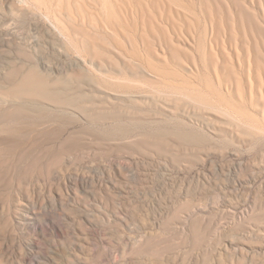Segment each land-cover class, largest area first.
<instances>
[{"label":"bare ground","instance_id":"1","mask_svg":"<svg viewBox=\"0 0 264 264\" xmlns=\"http://www.w3.org/2000/svg\"><path fill=\"white\" fill-rule=\"evenodd\" d=\"M0 6L36 32L27 41L36 53L20 49V62L0 65V143L20 136L8 127L10 121L22 115L38 118L41 110L79 123L107 119L120 126L107 137L110 145L143 146L151 160L177 163L178 176H240V189L257 181L250 191L258 212L238 216L227 210L230 219L221 221L219 210L199 189L201 197L154 212L153 224L146 221L148 227L129 238L119 257L105 238L112 223L100 220L103 215L119 220L129 202L128 192L121 196L115 188L120 197L107 195L109 213L102 210L100 216V210L89 209L93 219L85 218L105 264H264V0H0ZM6 23L0 22V41L23 46V29ZM43 39L54 44L58 63L35 58ZM52 121H37L27 129L31 146L40 145L46 152L43 144L60 132ZM72 133L61 130L60 135L68 142L76 140L73 152L80 154L91 143ZM63 141L55 143L60 148L45 162L48 173L72 162V147L64 149ZM19 152L0 160V264H58L55 249L61 246L71 249L68 262L75 264L79 251L89 254L93 246L84 223L82 229L77 225L78 214L88 211L79 194L88 186L98 188L100 179L83 174L13 176L22 163L24 153ZM118 158L110 165L123 174L127 165ZM120 223L115 227L121 232ZM128 229L123 231L128 234Z\"/></svg>","mask_w":264,"mask_h":264},{"label":"rangeland","instance_id":"2","mask_svg":"<svg viewBox=\"0 0 264 264\" xmlns=\"http://www.w3.org/2000/svg\"><path fill=\"white\" fill-rule=\"evenodd\" d=\"M3 6L1 7L0 6V10H1V13H2V22L6 21V25L7 24H11V25H15L17 27V29H19L18 31H20L22 33V36L24 37V35H28L27 37L25 36L24 38V42H23V46H20L22 44H3L4 42L0 41V65H8V63H12V62H20V59L18 58L19 56H17L19 54V51L27 48V50H31L32 53H36V52H33L34 50L32 49L33 47H30V43L27 45V41L29 42V40L31 41L32 39H34L33 35H36L34 32V30L30 31L31 28L29 26V23L25 20V19H22V18H17V16L15 17V15H12L10 14L11 12L7 9V8H4L6 9L7 11H4L2 10ZM6 13V14H5ZM12 15V16H11ZM6 17V18H5ZM10 17V18H9ZM12 17V18H11ZM5 18V19H4ZM14 18V19H13ZM17 18V19H16ZM9 21V22H8ZM14 21V22H12ZM22 21V22H21ZM26 21V22H24ZM11 22V23H10ZM17 22V23H16ZM14 23V24H13ZM22 24V25H21ZM1 27V26H0ZM22 27V28H21ZM24 27V28H23ZM28 28V29H27ZM27 29V30H26ZM29 30V31H28ZM31 33V34H30ZM31 36V37H30ZM44 40V39H43ZM45 42H48L47 40H44V42L42 41L41 44L43 43L45 46H43V44L41 45L40 44V48L38 49L37 51V54H35V58L37 56H41V57H37L36 59L39 60V59H43L47 62H53V63H58L59 60H57L58 57L57 54H55V50H54V44L52 45L51 42H48V43H45ZM3 45V46H2ZM12 47H10V46ZM19 45V46H18ZM7 46V47H6ZM15 46V47H14ZM27 46V47H26ZM53 46V47H52ZM29 47V48H28ZM45 47V48H44ZM19 48V49H18ZM42 48V49H41ZM21 49V50H20ZM40 50V51H39ZM41 50H45L44 53L43 51L41 52ZM42 53V54H40ZM46 57V58H44ZM17 58V59H16ZM18 60V61H17ZM40 60V61H41ZM57 61V62H55ZM65 74H62L60 77H64ZM66 77V76H65ZM64 77V78H65ZM63 78V79H64ZM62 79V78H61ZM73 84V83H72ZM67 85V84H66ZM74 86L76 85V83L73 84ZM85 86V85H84ZM69 87V86H68ZM72 89H74L72 87ZM71 89V90H72ZM79 89H81L79 87ZM75 91V90H74ZM76 92V91H75ZM83 98H86V96L84 95ZM82 99V98H81ZM92 99V98H90ZM38 109H40L38 107ZM39 114V117L35 118L34 115H22V116H19L17 118H15L14 120L10 121L11 123L8 125V127L10 129H16L20 136H18L19 138H16V139H12L11 142H8L7 141H3L6 142L5 144L2 143V145H0V160L2 159H7V160H10V159H13L15 158V153L16 152H19V150L23 151L21 153H24V154H21L22 155V163L21 165L19 166L20 168H18V172L14 173L13 176H74L75 174H83L85 176H94L96 177V180L97 179H100V181L98 180V182L100 183V186H99V183L97 182V187L94 186V189H92L93 187L92 186H88L86 191H80L81 193L79 194L80 197H81V201H85V202H82V203H85V206H87L88 208V211L87 212H84V210H82L83 213H79L78 215H81L80 218H78V226H83V230L89 234V236H92V231H93V227H91V225L89 224V222L85 219L86 217H90L91 215H89L91 212L89 211L93 209V211L96 213L98 210H100V212L98 211L97 214H100V216L102 215L101 213L105 210H106V207H105V201L106 199L108 200V194H115L117 197H120L119 195H117V193L119 194L120 192V195L122 196V193H127L126 194V197H129V199H127V201L129 202H126V205L128 203V207L126 205L122 206L121 208V212L119 213L120 216L119 217V220L114 218L115 216H110L108 218V216H101L100 220L101 219H104L103 222H106L108 223L107 220H109V224L112 223V227H114L112 229V227L110 229L111 230V233H110V229H109V232L107 231L106 235H105V238L108 239L111 243L114 244L113 247H110L111 249V253H113L115 256L119 257L120 255V249L121 247H126V244L129 240V238L132 237H136L137 235H139V233H143L144 229H146L148 226H147V222L150 223V224H153L151 223L152 221L154 222V217L153 216H157L155 214H157V210L158 212H161L163 211L164 209V205L165 207L167 208L168 206H173L175 205V203L178 205V203H181V202H186L187 200H191L195 198H197L198 196H200V194L202 192H205V194H207V200L206 201H209V203L212 205V206H215L214 208L216 210H219L217 211L219 215H217V217L219 219H221V221H228L227 219H230L227 217V214L228 212L229 213H234L236 212L239 215L243 214L242 212H245L244 214H247L246 211H249L251 214V211H257L258 210H254L253 208H256V205H254V202H255V199H254V194L250 191L251 189H253L254 187H256V182H253V180L250 182V183H254L252 185H247L248 186V190L247 189H240L241 188V185L239 184L238 182V178H240V176H219L218 174H215V176H178L179 174L177 173V163L176 164H172L173 162H171V160L168 158V159H165V158H156V160L153 161V159L151 160V158L148 157V155L146 154L145 151H147L148 149L143 147V146H139V149L138 147H123V146H120V147H117V146H112L110 145L108 142H107V137L108 136H111V134H113V131H117L118 128H120V126L116 123H114V125H118V126H114L113 124H111V122L107 121V119H102V120H97V121H85V122H80L79 121H73L72 118H68L69 116H65L63 117L61 114H51V113H48L47 111L45 110H41L40 112H38ZM56 115H59V116H56ZM52 117L53 120L55 121H52V119H48L47 117ZM64 118V119H63ZM51 120L52 122H55L58 126V130L60 131H55V133H58L59 135L55 134V135H52V137H48L49 140H51L49 143L47 144H43V146L47 149H46V152L48 151V153H46L45 151L41 150L43 149L40 145L39 146H31L30 142H29V138L27 139L26 137H28V134H26V131L27 129L29 130L31 127L34 126V124L37 122V121H42V120ZM60 119V120H59ZM69 119V120H68ZM106 120V121H105ZM70 121V122H69ZM59 123V124H58ZM103 123V124H102ZM62 124V125H61ZM65 124V125H64ZM79 125V126H78ZM113 125V126H112ZM69 126V127H68ZM77 126V127H76ZM71 127V128H70ZM82 127V128H81ZM141 126L138 127V129H141L140 128ZM116 128V129H115ZM63 130V132H67L68 134L71 132H73V130H76L74 131L72 134L74 135L73 137H82V140L85 139V141L87 140V142H90V146L88 147H85V149H79L77 152H80L78 158L76 157L78 154H76L75 152H73V150H75L73 148V144L76 143V140H74L73 138L72 139H69V142L68 140H64L63 138H61V130ZM109 129H111L109 131ZM67 130V131H66ZM78 131H80V133H78ZM85 131V132H84ZM115 131V132H116ZM141 132L143 130H140ZM21 132V133H20ZM26 135H22V133H24ZM83 132V133H82ZM76 133V134H75ZM66 134V133H65ZM67 135V134H66ZM45 139L47 136H44ZM87 137V139H86ZM21 138V139H20ZM47 138V139H48ZM56 140H52V139ZM19 139V140H18ZM24 139V140H22ZM93 139V140H92ZM107 139V140H106ZM18 142H17V141ZM22 140V141H21ZM60 140V141H63V148L66 149V150H71L69 151L68 153V156L72 162H67L65 161L62 166H57V171L56 173H53L51 171H49V173L47 172L48 169L46 167V160H52V159H49L51 157H53L55 155L56 150H58L60 147L57 146L55 143ZM97 140V141H96ZM24 141V142H23ZM27 141V142H26ZM72 141V142H70ZM74 141V142H73ZM99 141V142H98ZM14 142V144H13ZM0 143V144H1ZM29 143V144H28ZM69 143V144H68ZM104 143V144H103ZM100 144V145H99ZM8 145V146H7ZM27 145V146H26ZM56 145V146H55ZM71 145V146H70ZM109 145V146H108ZM11 146V147H10ZM17 146V147H16ZM50 146V147H49ZM52 146V147H51ZM72 147V148H71ZM75 147V145H74ZM71 148V149H70ZM27 149V150H26ZM35 149V150H34ZM25 150V151H24ZM41 150V151H39ZM86 150V151H85ZM125 150V151H124ZM43 151V153H41ZM175 151L177 152V149H175ZM19 152V153H20ZM36 152L39 153V156L38 153L37 155L35 154ZM83 152V153H82ZM95 152V153H94ZM76 154V155H75ZM82 154V155H81ZM103 156H102V155ZM115 154V155H114ZM36 155V156H35ZM84 155V156H83ZM117 155H119V158L118 160H120L121 162H123L126 166V169H124V171L122 172L123 174L121 173H116L117 171H115L114 169L112 170V161L113 159H115L117 157ZM123 155V156H122ZM125 155V156H124ZM51 156V157H50ZM83 156V157H82ZM116 156V157H115ZM146 156V157H145ZM85 158V159H84ZM20 159V160H21ZM142 159V160H141ZM150 159V161H149ZM162 159V160H161ZM175 159L177 161V157L175 156ZM136 160V161H135ZM74 161V163H73ZM138 161V162H137ZM34 162V163H33ZM106 162V163H105ZM135 162V163H134ZM29 163H32L33 165H29ZM92 163V164H91ZM138 163V164H137ZM85 164V165H84ZM175 165H176V168H175ZM26 166H30L32 168V170H30V172L32 174H30V172H26ZM162 166V167H161ZM42 167L41 170L42 173L40 174L38 171V169ZM89 169V171H88ZM35 172H34V171ZM84 170V171H83ZM108 172H107V171ZM87 171V172H86ZM92 171V172H91ZM38 172V173H37ZM107 172V173H106ZM19 173V174H18ZM34 173V174H33ZM109 173V174H108ZM101 174V175H100ZM121 174V175H120ZM106 175V177H105ZM117 176L119 178H117ZM124 176H128L124 178ZM142 176L143 179L145 180L144 181H139V177ZM168 176V177H167ZM102 177V178H101ZM104 177V178H103ZM109 177V178H108ZM113 178V180L111 181V179ZM123 177V178H122ZM242 177V176H241ZM115 178V179H114ZM203 178V179H202ZM235 178V180L237 181H233V179ZM245 178V177H244ZM53 179V177L51 178ZM103 179V180H101ZM117 179V180H116ZM121 179H125L126 182H123L121 181ZM128 181H127V180ZM106 180V181H105ZM108 180V182H107ZM116 180V182H115ZM165 180V181H164ZM174 182H173V181ZM207 180H210V181H207ZM231 180V181H230ZM52 183H56L55 179L50 180ZM103 181V183H102ZM115 183H114V182ZM117 181H121V183L117 182ZM201 183H200V182ZM128 182V183H127ZM199 182V183H198ZM225 182V183H224ZM230 182V183H229ZM234 184H233V183ZM236 182V183H235ZM42 182H40L41 184ZM114 183V184H113ZM117 183V184H116ZM124 183H127V184H124ZM134 183V184H133ZM164 183V184H163ZM181 183V184H180ZM212 183V184H210ZM256 183V184H255ZM43 184V183H42ZM103 184V185H102ZM108 184V186H107ZM111 184V185H110ZM118 185V186H114V185ZM160 184V185H159ZM215 184V186H214ZM237 184V185H235ZM102 185V186H101ZM122 185H125V186H122ZM220 185H221V188H220ZM223 185V186H222ZM225 185V186H224ZM234 185V187H233ZM254 185V186H253ZM107 186V187H105ZM111 186V188H110ZM120 186V187H119ZM124 188H122V187ZM135 186V187H134ZM160 186V187H159ZM210 186V188H209ZM217 186V187H216ZM236 186V187H235ZM237 186H240V187H237ZM253 188H252V187ZM92 187V188H91ZM139 187V188H138ZM205 187V188H204ZM208 187V188H207ZM223 187V188H222ZM230 187V189L228 188ZM232 187V189H231ZM88 188L90 190H88ZM96 188H97V191H96ZM110 188V189H109ZM115 188H116V192H115ZM120 188V189H119ZM198 188V189H196ZM219 188V189H218ZM226 189L227 190V193H226V190H221V189ZM234 188V189H233ZM239 188V191L238 189ZM92 189V191H91ZM107 189L109 191H113L114 193H109V191H107ZM112 189V190H111ZM123 189V190H122ZM128 189V190H127ZM133 189V190H132ZM162 189V190H161ZM199 189H202L200 191V194H199ZM93 190L95 191L93 193ZM120 190V191H119ZM150 190V191H149ZM156 190V191H155ZM215 190V191H214ZM232 192H231V191ZM235 190V191H234ZM237 190V192H236ZM240 190H243L242 192ZM245 190V191H244ZM254 190V189H253ZM252 190V191H253ZM122 191V192H121ZM154 191V192H153ZM183 191V192H182ZM189 191V192H188ZM196 191V192H195ZM230 191V193H229ZM88 195H87V193ZM97 192V194H96ZM104 192V193H103ZM130 192V193H129ZM135 192V193H134ZM153 192V193H152ZM177 192V193H176ZM188 192V193H187ZM193 192V193H192ZM207 192V193H206ZM212 192V193H211ZM225 192V194L223 193ZM236 192V193H235ZM244 192H247V193H244ZM157 193V194H156ZM163 193V195H162ZM190 193V194H189ZM249 193V194H248ZM136 194V195H135ZM189 194V195H188ZM228 194V195H227ZM87 195V196H86ZM96 197H95V196ZM125 195V194H124ZM196 195V196H195ZM210 195V196H208ZM84 199H83V197ZM106 196V197H105ZM133 198H132V197ZM156 196V197H155ZM159 196V197H157ZM216 196V197H215ZM237 196V197H236ZM242 196V197H241ZM101 197V198H100ZM166 197V198H165ZM201 197V196H200ZM211 197L214 201L209 198ZM103 198V199H102ZM160 199V200H157V199ZM181 198V199H180ZM186 198V199H185ZM217 198V199H215ZM249 198V199H248ZM95 199V201H94ZM162 199V200H161ZM102 200V201H100ZM156 200V201H155ZM186 200V201H185ZM219 200V201H218ZM224 200V201H223ZM226 200V201H225ZM254 200V201H253ZM222 201V202H221ZM230 201V202H229ZM74 202V201H73ZM73 202H71L73 204ZM88 202V203H87ZM159 202V203H158ZM161 202V203H160ZM103 203V204H102ZM154 203V204H153ZM158 203V204H157ZM167 203V204H166ZM219 203V204H218ZM226 203V204H225ZM228 203V204H227ZM45 204V203H44ZM99 204V206H98ZM215 204V205H214ZM225 204V206L223 205ZM229 204H231L229 206ZM131 205V206H130ZM161 205V206H160ZM168 205V206H166ZM220 205V206H219ZM234 205V206H233ZM89 206V207H88ZM202 206V205H201ZM217 206V208H216ZM255 206V207H254ZM105 207V208H104ZM126 209H125V208ZM157 207V208H156ZM228 207V209L226 208ZM232 207V208H231ZM251 207V208H250ZM152 208V209H151ZM161 208V209H160ZM163 208V209H162ZM219 208V209H218ZM221 208V209H220ZM82 209V208H81ZM122 209H124L123 212ZM127 209H129L127 211ZM136 209V210H135ZM155 209V210H153ZM231 209V210H229ZM240 209V210H239ZM103 210V211H102ZM134 210V211H133ZM225 210V211H223ZM228 210V212H227ZM86 211V210H85ZM107 211V210H106ZM234 211V212H232ZM240 211V212H239ZM128 212V213H127ZM155 212V214H154ZM239 212V213H238ZM105 213H109V212H105ZM124 213V214H123ZM226 213V214H225ZM85 214V215H84ZM87 214V215H86ZM123 214V217H125L124 219L122 218V215ZM152 214V216H151ZM222 214V215H221ZM135 215V216H134ZM139 215V216H138ZM225 215V216H224ZM84 216V217H83ZM99 216V217H100ZM129 216V217H128ZM149 216V217H148ZM82 217V218H81ZM92 217V216H91ZM90 217V220L93 219ZM84 218V219H83ZM106 218V219H105ZM113 220H112V219ZM121 218V219H120ZM131 220H130V219ZM227 218V219H226ZM146 219V220H145ZM150 219V220H149ZM224 219V220H223ZM79 220H80V223H79ZM85 220V221H84ZM121 220V221H120ZM82 221V222H81ZM124 223V227L126 229H123L124 227L122 225H120V227L122 228V231L123 230H126L128 228V234H130L131 236H129L127 234L126 231H123L124 234L122 233V231L120 232V229L115 227V223ZM127 221L129 222V224L127 223ZM147 221V222H146ZM88 222V223H87ZM254 223V221H252ZM120 223V224H121ZM126 223V224H125ZM253 223H249L250 226L249 227H253L254 229H256V226L253 225ZM128 224V225H127ZM248 224V225H249ZM80 226V227H81ZM128 226V227H127ZM144 226V227H143ZM81 227V229H82ZM143 228V229H142ZM88 229V230H87ZM119 229V231L117 230ZM134 229V230H133ZM112 231H115V233H113ZM118 231V232H117ZM117 232V233H116ZM120 232V234H119ZM126 233V234H125ZM111 234V235H109ZM115 236H114V235ZM122 234V235H121ZM136 234V235H135ZM120 236V237H119ZM123 236V237H122ZM125 237V238H124ZM112 239V240H111ZM119 239V240H118ZM126 239V240H124ZM91 242H90V245H93L91 247H89L90 250L89 254L88 253H84V252H81L79 251V253H81L82 255H79L77 254V258L75 261V264H97L96 262H99V264H105L106 263V259L105 257H101L100 254H99V251H98V244H96L97 240H95L93 238V236L91 237ZM89 240V241H90ZM124 240V241H123ZM93 242V243H92ZM96 242V243H94ZM120 242V243H119ZM123 243V245H122ZM63 246L60 247V249H55L54 251V254L57 258V260L59 259V263L58 264H71L68 262V254L69 256H71L70 254V251L71 249L67 246ZM69 248V250H68ZM107 248V247H106ZM185 250V249H183ZM107 251L108 248H107ZM113 251V252H112ZM66 252V253H65ZM63 253V254H62ZM72 253V252H71ZM186 253V252H185ZM184 251H182V254L184 255L185 254ZM84 254V255H83ZM88 254V256L86 255ZM91 254V255H90ZM82 259H81V257ZM67 257V258H66ZM100 257V258H99ZM84 262H82L80 259ZM81 262H79L78 261ZM88 259V260H87ZM94 259V260H93ZM105 259V260H104ZM98 260V261H97ZM101 260V261H100ZM58 262V261H57ZM78 262V263H77Z\"/></svg>","mask_w":264,"mask_h":264}]
</instances>
